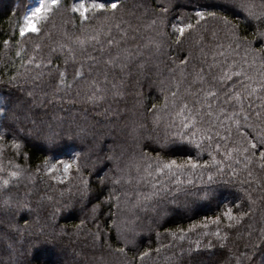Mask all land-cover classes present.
Segmentation results:
<instances>
[{"label": "trees", "instance_id": "trees-1", "mask_svg": "<svg viewBox=\"0 0 264 264\" xmlns=\"http://www.w3.org/2000/svg\"><path fill=\"white\" fill-rule=\"evenodd\" d=\"M209 2L122 0V9L111 21L110 34L101 35V43L92 42L82 51L74 43L77 37L84 39L85 32L79 15L69 11L73 0H61L42 33L25 38L19 36L17 20L30 0H0V100L8 103L10 109L15 108L21 117L14 128L6 126L11 123L7 120L0 126V134L8 133L0 140V184L10 181L6 189L0 187L1 264H56L60 251L68 258V264H264V250L253 248L264 247V169L260 168L259 153L252 157L254 162L247 169L243 163L236 164L223 155L225 143L234 147L244 139L235 124L226 119L227 115L241 113V132H247L249 138L255 133L243 127L244 113L250 116V123L264 127L256 118V112L264 107L260 61L249 68L252 54H246L243 44L235 51H227L232 37L226 35L218 20L202 21L201 30L191 36L186 33L181 44L175 42L178 33L172 29L173 23L189 22L187 18L197 6ZM247 3L257 12L264 11V0ZM122 15L128 23L117 29L115 24ZM229 19L239 22V35L249 40L258 29L264 31V20L245 22L233 15ZM101 23H107L103 16L86 22L87 35L93 34L91 30ZM108 39L114 43L108 45ZM262 43L252 45L257 55ZM218 44L224 48H218ZM69 48L74 51L69 52ZM201 49L206 55L201 54ZM220 51H226V58L216 55ZM89 54L93 59H88ZM246 55L248 63L244 62ZM185 57L190 59L186 66L181 64ZM110 58H116L115 62L107 63ZM36 63L42 67L36 68ZM212 64L215 67L209 68ZM241 68L254 79L233 76L223 83L219 81L225 72ZM77 70L82 73L80 77L75 75ZM61 71L65 73L63 84ZM197 73L202 74L204 83H193ZM92 82L100 89L97 97L103 99H89L96 91L89 87ZM177 82H181L179 90ZM242 84H250L257 91L249 95L251 88L245 91ZM210 85L217 96L205 100ZM175 91L176 108L171 96ZM235 92L241 93L242 105L228 99ZM166 102L168 107L164 108ZM183 103L200 111L204 119L198 127L211 125L214 139L211 147L205 141L203 150L190 145L165 158L182 160L190 153L202 165L207 162L203 180L207 181L211 172L214 182L202 184L198 173L182 176V180L193 181L192 185H182L183 189L191 193L200 190L198 195H186L161 177L169 190L146 200L144 197L153 192L152 184L137 183L135 179L129 183L128 176L136 177L134 165L143 163L144 154L164 155L160 144L166 135L171 138L172 133L181 130L175 112ZM209 111L213 117L206 115ZM216 114L219 121L215 120ZM25 116L30 119L25 120ZM32 120L37 126L52 125L64 134L58 156L71 159L75 151L81 152L87 158V166L80 172L73 168L66 178L62 168L49 172L45 159H50V154L29 135ZM230 124V139L220 140L215 133L228 135L225 129ZM13 143L21 147L17 149ZM217 143L221 145L219 152ZM213 156L223 162V174H217ZM117 166L124 172H118ZM12 172L19 175L11 177ZM121 175V183H114ZM206 188L211 194L203 197ZM5 200L10 201V207H4ZM229 208L235 217L246 215L239 223L229 221L224 215ZM217 216L220 222L212 223ZM203 224L208 227H201ZM217 230L219 236L215 235ZM41 231L43 235L37 241ZM119 248L124 252H117ZM143 252H148V256L141 260Z\"/></svg>", "mask_w": 264, "mask_h": 264}, {"label": "snow or ice", "instance_id": "snow-or-ice-1", "mask_svg": "<svg viewBox=\"0 0 264 264\" xmlns=\"http://www.w3.org/2000/svg\"><path fill=\"white\" fill-rule=\"evenodd\" d=\"M61 3V0H37L36 6H26L24 12L20 19L17 20L18 26V33L21 38H25L31 34H41L43 30V26L50 20L52 13L56 7H58ZM122 0H73V4L70 6L69 11L74 14H78L81 20V28L85 32V38L81 39L77 37L74 41L80 49L83 51L86 45L101 43L100 36L101 35H109L112 28L111 21L116 20V12L122 9ZM19 11V9H17ZM163 11L167 12L168 9L164 8ZM237 16L240 20H244L245 22H251L252 20L260 21L264 20V11L257 12L254 10V6L247 3V0H211L209 3H204L198 5L197 8L194 10V14L190 15L187 19L189 22L184 23L178 21L177 23L172 24V29L174 33H178L176 37V43L181 44L183 43V38H185L186 33L191 36L193 32H199L202 28L201 22L207 21V19L211 18L213 20H218L222 23L223 29L226 32V35H230L232 37L231 42L227 46V51H235L239 49L241 45H246L245 52L252 54V61L249 64V68L253 67L257 60L260 61V80H261V87L260 91H264V31L257 30L252 37V40H249L247 36L241 37L239 35V22L233 23L232 20L229 19V16ZM101 16L104 17V21L107 23H101L99 28L92 29L91 35H87L88 25L86 22L91 20H97ZM195 20V23L191 21ZM128 23L123 19V15L120 17V22L115 24L117 29L121 28V24ZM153 24L156 21L152 22ZM130 26V25H129ZM105 27L107 31H104ZM216 32H213V37L215 38ZM203 40V36L200 37ZM114 41L112 39L107 40L108 45H112ZM119 43V42H115ZM253 43H262L261 48L258 50L259 55H257V50L252 47ZM5 46L9 44V40H4ZM233 44H235V49L233 48ZM94 46V45H93ZM156 48L159 49V44L157 43ZM64 46L61 45V48ZM218 48L223 49L224 45L218 44ZM39 48V45H37ZM55 51V49H53ZM72 48H69V52H73ZM103 52V48H101ZM201 54L206 55L203 49H201ZM17 55H20V52H17ZM219 56H225L226 58V51H220L216 53ZM191 53H189V57ZM189 57H185L181 60V64L187 65L190 62ZM35 58H31L28 63L31 64ZM75 59V56H73ZM88 59H93V57L89 54ZM116 58H110L107 63L112 64L115 62ZM245 63L247 61V55L245 57ZM51 60H49V64ZM36 68H41V63H36ZM215 67V64L209 65V68ZM229 68H232V65H229ZM180 71L183 73V69L181 68ZM38 75H42V73H38ZM76 77H80L82 73L77 70L75 73ZM60 76V83L63 84L65 82V73L61 71L59 73ZM233 76L240 77L244 76L245 79L252 80L253 77L248 76V74L241 68L240 70H232L230 72H225L222 76L218 79L221 83L231 80ZM217 79V78H213ZM204 83V78L201 73L196 74L195 82ZM182 82V81H181ZM177 82L176 88L179 90L180 83ZM242 83V82H241ZM70 87V85H69ZM89 87L96 88V91L93 92V95L89 97L90 100L95 99H103V97H97L96 93L100 91V89L96 86L95 82H92ZM243 90H248L251 88V85H243ZM212 86L210 85L209 90L205 93L204 99L206 100L208 97H216V91L211 90ZM257 91L256 88H251L249 95L254 94ZM228 95V94H226ZM171 96L173 98V107L176 108L177 105L175 103L176 98L178 96V91L171 92ZM228 99H234L237 103H241L242 105V97L240 92H235L234 95H229ZM167 101V97H166ZM227 103V100L225 101ZM11 103V102H9ZM167 102L164 105V108H167ZM209 109H211V105H208ZM157 106L154 104L152 105V109L155 110ZM224 110L221 108L220 112L222 113ZM241 111L243 108L241 106ZM209 117H213V112L209 111L206 114ZM241 113L232 112L231 114L226 116V119L231 122V124H235L237 132H240L241 136L244 138L234 147H228L227 143H225V151L223 153L224 158L229 161H233L236 164L243 163L244 168L247 169L248 165L252 164L254 161L252 157H254L257 152L259 153L260 158V168L264 169V127H261L259 124L250 123V116L247 113L243 114V127L245 129L251 128L252 131L255 133V136L249 138L247 132H241V120L239 119ZM176 118L179 119V127L181 130L176 131L175 133L171 134V138L166 135L164 142L160 144V150L164 155L157 153L155 157H152L148 154H144L142 156V164H135L136 170V177H132L131 175L128 176V182L131 183L133 179L136 180L137 183L141 181L150 182L152 184L153 192L149 196H145L144 199H150L151 196H157L163 190L167 192L169 189L166 188L165 182L161 180V177L166 178L168 181L174 183L176 185V190L185 191L186 195H198L200 190H197V193H191L183 189L182 185H192L193 181L191 179L182 180L181 177L185 175H192V174H199L201 176V183L211 185L214 182V175L209 172L207 176V181L203 180V170L208 167L207 162L205 164H201L198 160H194L192 155L189 153L186 155L185 159L178 160L176 158H165L166 156H175L179 151L182 149L188 148L190 145H194L197 149L203 150V145L205 141L209 142V147H211V142L213 141L214 137L212 135L213 128L211 125L209 127H203L198 125H202L203 122V115L200 113L199 110L190 108L187 103H183L181 106L178 107V110L175 112ZM19 112L13 108L10 109L8 103H5L3 100H0V126L5 124V121H11V123L7 124L6 126L9 128H14L16 122L20 120ZM256 118L264 123V107L261 108L260 111L256 112ZM25 120L30 119V117L25 116ZM215 120L219 121V114H216ZM33 128L30 130L29 135L34 136L35 139L39 140L44 147L46 148L47 152L50 154V159L46 157L45 159V166L47 167L49 172H59L62 168L64 177L66 178L67 175L75 168L76 172H80L83 167L87 166V158L83 157L81 152L75 151L71 159H63L57 155L58 151L61 148V145L64 142V134L61 131H58L52 125H47V127H40L36 125L35 120H32ZM221 126H223L224 122L220 121ZM231 124L229 127L225 129L228 133L226 136H221L219 132H216L215 135L220 137V140L227 142L231 137ZM171 126V125H170ZM8 135L7 132L0 134V140H3L5 136ZM68 139H73L72 136H68ZM13 147L19 149L21 145L13 143ZM221 145L219 143L216 144V151L219 152ZM209 155H212L210 152ZM83 157V158H82ZM242 157V159H240ZM109 159H111L109 157ZM49 163L51 164L48 167ZM213 165L217 166V174H223V162L217 161L215 156L212 158ZM199 170V172H198ZM117 171L123 173L124 170L120 169L117 166ZM233 174H235V169H233ZM19 173L12 172L10 173L11 177H17ZM249 176H252V172H248ZM124 179V176L121 175L120 177L116 178L113 182L116 184L121 183V180ZM9 180H4L0 187L7 188L9 185ZM85 190H87V181H84ZM211 194L209 189L203 190V197H207ZM202 197V198H203ZM4 207H10V201L5 200L3 201ZM22 207H27L24 205ZM229 221L236 220L239 223V220L242 219L241 217H235L232 214L231 208L228 209L227 212L224 213ZM220 222V217L217 216L212 223L218 224ZM233 225L230 223L228 225L231 228ZM195 227V226H194ZM201 227L207 228V224L201 225ZM43 235L41 231L37 236L36 239L39 241L40 236ZM159 235V234H158ZM175 235V234H173ZM215 235L219 236V230L215 233ZM184 237L181 236L180 239ZM38 246V245H37ZM197 247H199V242H197ZM254 249L264 250V247L253 245ZM117 252L123 253L124 249L119 248L116 250ZM159 251V249H157ZM146 256H148V252H143L140 254V259L143 260ZM248 260H252V257H246ZM239 264V261H238Z\"/></svg>", "mask_w": 264, "mask_h": 264}, {"label": "rangeland", "instance_id": "rangeland-1", "mask_svg": "<svg viewBox=\"0 0 264 264\" xmlns=\"http://www.w3.org/2000/svg\"><path fill=\"white\" fill-rule=\"evenodd\" d=\"M37 0H30V4L28 6H36ZM109 162V161H108ZM64 257V260H63ZM11 259V258H9ZM2 261H0L1 264ZM68 258L64 254L63 251H60L58 259L55 261L56 264H68Z\"/></svg>", "mask_w": 264, "mask_h": 264}]
</instances>
